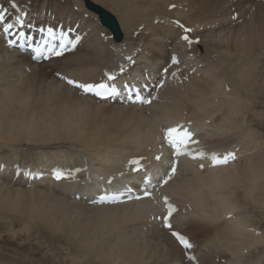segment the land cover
Instances as JSON below:
<instances>
[{"label":"bare ground","instance_id":"1","mask_svg":"<svg viewBox=\"0 0 264 264\" xmlns=\"http://www.w3.org/2000/svg\"><path fill=\"white\" fill-rule=\"evenodd\" d=\"M15 1L31 18L56 17L58 22L78 23L81 32L90 31L73 54L43 65L9 51L0 39V167L17 162L43 169L88 165L91 184L42 180L28 185L0 172V213L24 226L11 232L10 239L18 246L0 243V259L6 260L0 264H191L153 219L160 215L158 210L146 203L95 208L84 200L101 177L118 174L129 157L146 156L157 145L158 126L183 118L199 128L203 146L216 151L238 148L239 160L211 171L181 162L178 176L164 188L179 207L174 228L195 243L199 264H264V74L259 75L264 72V2ZM174 4L181 10L168 12ZM88 5L120 21L121 39L115 48H141L133 74L159 72L169 62V48L187 62V53L177 42L179 32L163 26L166 18L202 28L193 35L201 41L190 52L194 60L188 62L198 68L196 76L179 88L161 91L159 102L146 108L106 105L78 96L52 74L93 82L114 63V55L99 38L111 33ZM232 11L238 15L234 23ZM23 144L27 146L20 147ZM228 212L234 220H226ZM35 221L72 244L74 255H67L68 262L64 258L50 263L45 255L33 259L21 251L33 237L40 242L34 252L46 244L31 226Z\"/></svg>","mask_w":264,"mask_h":264},{"label":"snow or ice","instance_id":"2","mask_svg":"<svg viewBox=\"0 0 264 264\" xmlns=\"http://www.w3.org/2000/svg\"><path fill=\"white\" fill-rule=\"evenodd\" d=\"M11 7L13 9L17 8V3L12 0ZM233 20L236 19L235 16L232 17ZM17 22L22 23L19 16H17ZM178 23V22H177ZM14 24L8 23L5 20V12L0 11V39L4 41V46L8 49L15 51H23L25 48L31 49L35 55H31V59L36 61L38 59L47 60L50 57H63L65 53L76 50L77 46L81 41L79 35L70 38L69 33L61 32L57 38L55 33L51 29L48 30L47 35L41 40H34L32 36L26 35L24 31H13ZM184 28V32L188 33L191 31L189 28ZM58 39V43H49V40ZM189 45L193 41L184 35L182 37ZM197 43L199 41H196ZM171 62L173 65L179 63L176 56L171 57ZM30 70V69H29ZM120 71H123L121 67ZM195 71V69H193ZM165 74L168 73V69H164ZM58 78L64 81L67 85L74 87L80 93L84 95H91L93 98H98L100 100H107L111 97H116L121 95L117 88L112 87L110 83L103 81H93V82H81L72 78H67L65 76L57 73ZM172 77H177L178 72H172ZM104 77L107 81L112 82L115 77L107 72L104 73ZM187 79V77H185ZM165 86V80L160 79L158 82L152 84L150 87L156 89L157 91ZM149 86H145L147 88ZM144 89L140 91H134L129 85L124 87V95L129 100L130 103H138L140 105H151L153 101L158 99V96L153 94L151 91L147 92V95H141ZM190 123V122H189ZM195 133L183 125L177 124L175 126L162 127L161 128V148L166 146L169 153L168 164L163 165L164 153L161 151L159 155L154 156V160L159 162L163 167V172L158 176L155 183L152 182V175L148 172L145 165L141 162L146 159L145 156L141 155L138 157H133L127 160L124 164V168L130 170L133 173H143L141 175V185L136 186V191L134 192L131 187L125 186L123 189L113 188L111 192H105L103 195L99 196L95 202L99 204H122L132 201L140 202L145 199H154V193L159 190V188L167 185L173 177L176 176L178 171V164L181 158H187L193 162H197V166L201 169L205 168L204 161L211 167H216L219 165H227L231 161L236 159V153L234 151H226L225 153L212 152L211 154L205 153L201 149H194L190 145L198 144L199 142L194 138ZM76 171H79L77 169ZM16 176H29L31 172H19L15 173ZM54 178L57 180L65 178L60 170H54ZM125 172L123 170L119 171V176L123 177ZM103 179V177H101ZM114 177L108 178V184L111 185ZM126 197V199H122ZM162 202L165 208V214L160 216H153L154 220L161 223L163 229L167 230L172 238L180 245L183 249H191L193 247L189 239L176 230L171 222V218L177 211L176 207L169 201L167 196L162 198ZM228 220H234L235 216L231 213H227ZM190 260L195 259V257H189Z\"/></svg>","mask_w":264,"mask_h":264},{"label":"rangeland","instance_id":"3","mask_svg":"<svg viewBox=\"0 0 264 264\" xmlns=\"http://www.w3.org/2000/svg\"><path fill=\"white\" fill-rule=\"evenodd\" d=\"M74 11H76V9H74ZM113 16L116 19V16L115 15ZM95 19H98V17H96ZM116 21L118 23L119 20L116 19ZM118 24L120 25V21ZM262 74H264L263 70L259 72V75H262ZM139 79H141V77H139ZM26 146L27 145L23 144L20 147L25 148ZM24 152L29 153L27 149H25ZM31 226L36 228L39 236L44 237V242H46V244L41 246L38 252L35 250L36 252L35 253L32 250V248L34 249L36 247H39L38 244L40 242H37V241L34 242L33 241L34 237L30 238V242H26L24 245L20 247V249H24V250H21L24 254L28 255L29 257L33 259H40V260L45 255L47 256L50 263L52 262L53 259H55L58 262H61L64 258H65V261L68 262L67 255L68 254L74 255L72 244L68 242L66 239H62L54 235L53 233H50L46 228H44V226L40 222H36V221L32 222ZM23 227H24L23 225H20L19 223H17L10 216L0 213V243H3L4 244L3 246L8 247V248H11L12 246L14 247L18 246L17 241H11L10 239L11 232L12 230H15V229L20 230ZM25 235L26 234H24L21 238L24 239ZM28 246H31V247H28ZM3 261H6V260L0 259V262H3ZM25 264H34V263H25Z\"/></svg>","mask_w":264,"mask_h":264},{"label":"water","instance_id":"4","mask_svg":"<svg viewBox=\"0 0 264 264\" xmlns=\"http://www.w3.org/2000/svg\"><path fill=\"white\" fill-rule=\"evenodd\" d=\"M87 7L90 11L97 14V16L100 18L101 24L106 27L117 38V40L121 39L119 25L114 16H112L109 12L104 11L98 6L90 7V5H88Z\"/></svg>","mask_w":264,"mask_h":264}]
</instances>
